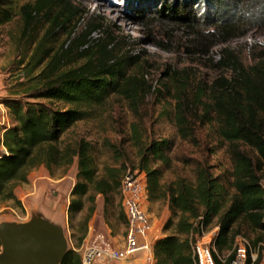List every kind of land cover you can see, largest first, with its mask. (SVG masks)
I'll return each mask as SVG.
<instances>
[{
    "label": "trees",
    "instance_id": "obj_1",
    "mask_svg": "<svg viewBox=\"0 0 264 264\" xmlns=\"http://www.w3.org/2000/svg\"><path fill=\"white\" fill-rule=\"evenodd\" d=\"M15 2L0 0V26L15 18ZM252 6L257 9V17L264 21V0H251ZM169 10L176 14L178 6L170 5ZM19 14L28 31L40 24L47 26L30 59L33 68L43 67L33 79L36 84L31 92L34 99L52 104L20 100L7 103L14 125L4 132L1 141L5 151L0 150V199L21 206L14 185L28 183L32 169L71 166L76 158L78 178L82 182L72 192L74 199L68 208L71 217L83 210L82 198L90 188L105 197L117 194L123 167L107 168L99 177L89 143L82 141L76 148L62 149L60 139L78 122L93 118L94 108L103 106L111 96L126 100L137 114L148 95H163L166 91L174 103L173 120L180 139L195 144L198 126L215 123L218 138L228 147L232 170L222 177L215 176L211 165L185 159L196 163L195 181L181 177L165 185L164 170L152 165L159 162L170 168L168 153L174 142L165 139L144 143L134 128L132 140L140 157L139 169L147 176L148 199L168 202L172 218L165 230L172 224L175 227L172 235L154 243V264H196L192 245L216 218L219 222L214 239L217 264L233 262L234 248L244 226L257 234L252 241L257 251L254 264H261L264 259V53L253 65L246 66L237 53L225 50L217 67L230 71L231 75L195 85L189 80L187 70L169 68L160 87L154 88L145 78L141 58L121 52L124 40L106 18L90 15L75 0H35L34 4L22 6ZM83 20L87 21L85 29L77 33ZM59 32L68 35L62 49L57 52L47 49L48 41ZM94 34L99 37L94 39ZM237 34L230 21H220L215 32L208 36L225 43ZM54 103L68 108H55ZM90 200L95 203L94 198ZM94 212L93 206L85 230ZM85 237L86 234L78 246ZM252 252L251 248L249 264ZM62 264H82L81 257L69 250Z\"/></svg>",
    "mask_w": 264,
    "mask_h": 264
},
{
    "label": "rangeland",
    "instance_id": "obj_2",
    "mask_svg": "<svg viewBox=\"0 0 264 264\" xmlns=\"http://www.w3.org/2000/svg\"><path fill=\"white\" fill-rule=\"evenodd\" d=\"M75 1L90 15L106 18L113 30L124 40L121 52L141 58L145 78L154 88L160 87L163 74L169 68L177 71L187 70L189 80L195 85L209 84L224 75H231L230 71L217 67L225 50L237 53L246 66L253 65L264 53V21L257 17L258 13L255 14V6L250 7L251 0H225L220 2L221 4L210 0ZM34 2L35 0H16L15 18L0 26L1 108V105L8 108L7 103L13 100L52 104L44 99H34L31 92L36 84L33 79L43 67L33 68L30 59L47 26L40 24L30 31L26 30L19 9ZM170 5L178 6V13L172 14ZM181 17L187 18L181 20ZM220 21H230L238 33L225 43L217 41V38L211 35L208 36L215 32ZM86 23L87 21L83 20L79 24L77 33L85 29ZM98 37L97 34L93 35L94 39ZM67 39V34L59 32L48 41L47 49L60 51ZM53 105L58 109L68 108L61 103ZM8 111L10 113L9 108ZM93 115V118L80 121L66 131L59 146L62 149L76 148L82 141L89 143L90 154L99 177L103 176L107 168L123 167L120 168L122 177L128 170H140L138 149L132 140L134 128H137L144 143L165 139L174 142L172 151L168 153L171 159L170 168L166 169L159 162L152 165L153 168L164 170L162 183L165 185L181 177L195 181L196 163L185 162V159L211 165L215 176L222 177L232 170L228 147L218 138L215 123L198 126L195 144L180 139L173 120L174 103L166 91L163 95H148L137 114L126 100L111 96L103 106L94 108ZM10 124L11 127L14 125L11 113ZM3 134L1 126V151H5L1 143ZM78 173L77 158L71 166L52 169L39 166L32 169L28 183L14 185L15 195L21 206L14 201L0 199V224L27 222L33 215L41 214L46 220L64 228L69 250L92 244L100 236H105L113 244L121 246L128 226L121 205L120 191L105 197L90 188L82 198L83 210L75 216L69 215L68 208L74 199L72 192L76 184L82 182ZM90 198H94L95 203L92 204ZM93 206L95 212L85 230V221ZM145 208L150 214L154 212L152 220L155 227L151 234L154 243L163 235L168 236L175 232L174 224L165 230L167 221L172 218L167 201L151 203L147 199ZM173 219L175 223L176 219ZM218 228L219 222L216 218L207 232ZM242 231L241 238L247 239L253 255L257 258V251L252 245L257 234L246 226ZM84 234L86 237L78 246ZM112 264L130 263L120 261ZM131 264L143 263L135 261ZM261 264H264V259Z\"/></svg>",
    "mask_w": 264,
    "mask_h": 264
},
{
    "label": "built area",
    "instance_id": "obj_3",
    "mask_svg": "<svg viewBox=\"0 0 264 264\" xmlns=\"http://www.w3.org/2000/svg\"><path fill=\"white\" fill-rule=\"evenodd\" d=\"M0 124L3 132L11 127L10 113L1 105ZM148 181L146 174L140 170H128L122 177L120 183V198L123 213L127 220V233L121 246L113 244L100 236L94 243L81 248H73V251L81 257L82 264H112L120 261L133 262L139 258L145 264H153L154 242L151 234L154 231V222L149 211L145 208L148 199ZM219 228L212 232H203L193 245V254L196 257V264H217L214 258V239ZM250 244L247 239L239 238L234 248L235 258L231 264H249ZM0 253L2 246L0 244ZM251 260L254 264L256 257L251 253Z\"/></svg>",
    "mask_w": 264,
    "mask_h": 264
},
{
    "label": "water",
    "instance_id": "obj_4",
    "mask_svg": "<svg viewBox=\"0 0 264 264\" xmlns=\"http://www.w3.org/2000/svg\"><path fill=\"white\" fill-rule=\"evenodd\" d=\"M0 244V264H62L69 251L64 228L41 214L0 224Z\"/></svg>",
    "mask_w": 264,
    "mask_h": 264
},
{
    "label": "crops",
    "instance_id": "obj_5",
    "mask_svg": "<svg viewBox=\"0 0 264 264\" xmlns=\"http://www.w3.org/2000/svg\"><path fill=\"white\" fill-rule=\"evenodd\" d=\"M8 109V108H7ZM0 113H2V110L0 109ZM1 124H0V128H1ZM151 203H158V202H151ZM154 214V212H152L150 215H151V217H152V215ZM165 236H167V235H163L161 238H163V237H165ZM135 261H140V262H142L143 264H145L144 262H143V260L141 259V258H139V259H137V260H135ZM135 261H133V262H135ZM133 262H129L130 264L131 263H133ZM155 262V261H154ZM154 264V263H153Z\"/></svg>",
    "mask_w": 264,
    "mask_h": 264
}]
</instances>
